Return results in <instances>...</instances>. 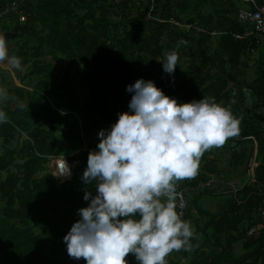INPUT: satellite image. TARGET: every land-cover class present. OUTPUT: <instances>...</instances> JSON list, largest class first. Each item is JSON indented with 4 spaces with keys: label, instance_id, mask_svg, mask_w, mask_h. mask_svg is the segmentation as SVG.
Segmentation results:
<instances>
[{
    "label": "trees",
    "instance_id": "trees-1",
    "mask_svg": "<svg viewBox=\"0 0 264 264\" xmlns=\"http://www.w3.org/2000/svg\"><path fill=\"white\" fill-rule=\"evenodd\" d=\"M241 2L0 0V36L23 65L15 85L0 68V88L15 96L0 103L8 117L0 123V264H86L69 257L63 238L89 205L85 192L96 194L82 176L98 132L129 111L126 88L138 79L179 103L212 97L239 121L230 144L206 151L196 175L176 182L193 247L173 251L166 264H264V229L248 235L264 210V162L257 160L264 154V37L238 22ZM180 40L187 44L177 49ZM174 50L170 75L159 61ZM252 141L253 181L219 193L224 201L214 211L198 206V197L215 195L206 184L223 175L224 160L231 171L250 170ZM61 157L71 169L63 180L51 169ZM126 259L139 264L132 254Z\"/></svg>",
    "mask_w": 264,
    "mask_h": 264
},
{
    "label": "clouds",
    "instance_id": "clouds-1",
    "mask_svg": "<svg viewBox=\"0 0 264 264\" xmlns=\"http://www.w3.org/2000/svg\"><path fill=\"white\" fill-rule=\"evenodd\" d=\"M181 44L187 41L176 48ZM159 62L174 74L177 51ZM0 63L23 70L2 36ZM126 91L132 94L129 111L98 132V151L88 155L82 180L96 194L85 192L89 205L78 210L80 219L63 238L69 257L86 264H128L129 254L139 264H166L173 251L190 250L194 229L176 210V182L194 177L202 155L238 133L239 121L212 97L179 103L144 79ZM9 99L15 96L0 88V103ZM7 121L0 110V123ZM56 173L71 175L65 160Z\"/></svg>",
    "mask_w": 264,
    "mask_h": 264
},
{
    "label": "built area",
    "instance_id": "built-area-1",
    "mask_svg": "<svg viewBox=\"0 0 264 264\" xmlns=\"http://www.w3.org/2000/svg\"><path fill=\"white\" fill-rule=\"evenodd\" d=\"M245 4L249 5V9L248 10H241L239 9L237 12V19L239 23L242 24H248L252 27L253 31L259 35H261L262 37H264V0H240ZM25 17H20V21H24ZM251 32L246 33V36L251 35ZM66 161L68 167L70 168V165L68 164V161L66 160L65 157H61L55 160V169H54V176L57 174L56 171L58 170V165L61 164L63 161ZM256 166V164H252V168L251 171H253L254 167ZM57 179L63 180L65 178H67L68 176H55ZM251 178L252 177V172L250 175ZM211 183V181L209 183L206 184L209 185ZM205 186V185H202ZM236 190L233 189V193H235ZM261 195H262V202L264 203V186L262 188L261 191ZM177 198L179 200L178 202V209H179V214L180 217H182V210L184 208L185 205V201H184V197L182 195L181 192H177ZM258 218H259V223L256 224V226L252 227L249 232L248 235H256L258 233L259 230L264 229V210L262 209H258Z\"/></svg>",
    "mask_w": 264,
    "mask_h": 264
},
{
    "label": "crops",
    "instance_id": "crops-1",
    "mask_svg": "<svg viewBox=\"0 0 264 264\" xmlns=\"http://www.w3.org/2000/svg\"><path fill=\"white\" fill-rule=\"evenodd\" d=\"M252 145H253L254 151H253L252 159L250 160V170L247 173H244L243 167H240L234 171H231L228 167V163L226 160H224L221 163L220 168L221 170H223V175H221L219 179H215L211 181L212 184L210 183L211 184L210 190L215 192L214 196H218V194L221 192L230 191L231 188H232V192H233V189H235L236 191H239L243 186L253 181V178L250 177L251 172H252L251 166L252 164H255L256 162L257 150H256V144L254 141H252ZM250 146L251 144L247 145L248 148ZM252 177H253V174H252ZM210 210L214 211L215 210L214 206H211ZM241 251H242V248L240 247V245L239 244L235 245L234 254L241 253Z\"/></svg>",
    "mask_w": 264,
    "mask_h": 264
},
{
    "label": "rangeland",
    "instance_id": "rangeland-1",
    "mask_svg": "<svg viewBox=\"0 0 264 264\" xmlns=\"http://www.w3.org/2000/svg\"><path fill=\"white\" fill-rule=\"evenodd\" d=\"M240 9L241 10H248L249 9V5L248 4H245L243 2H241V6H240ZM248 28H251L250 25L247 26ZM10 46H8V53H9V49L12 48V44H9ZM262 49V47H260V50ZM64 66V64L61 62V64L59 65V69H62V67ZM0 68L3 69V70H9L11 73V76H12V83L15 84H19L20 81L17 79V69H14L12 68L10 65H8L7 63H0ZM248 106V104H247ZM263 133H264V125H263V129H262ZM226 145L230 144V143H225ZM248 145V144H247ZM264 154L261 155V153L258 155L257 157V160L258 161H261V162H264ZM54 168H55V162L51 163V169H52V172H54ZM230 178V177H229ZM230 189V188H229ZM230 192H232V188L230 189ZM227 192H224L222 194H225ZM233 193V192H232ZM186 197H187V200H192L195 196L194 194L191 195V193H187L186 194ZM224 199L221 197V196H207V195H202L200 197H198L197 199V205L198 206H201L203 208H208L210 209L211 206H214V208L216 209L217 206H219L218 203H223ZM195 217H197L196 214H194ZM243 253V251H241V253H235V256L236 257H239L241 254ZM131 255V254H130ZM133 255V254H132Z\"/></svg>",
    "mask_w": 264,
    "mask_h": 264
}]
</instances>
